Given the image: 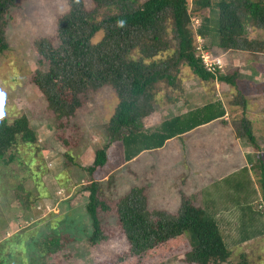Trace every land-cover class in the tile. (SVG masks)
I'll list each match as a JSON object with an SVG mask.
<instances>
[{
	"label": "rangeland",
	"instance_id": "obj_1",
	"mask_svg": "<svg viewBox=\"0 0 264 264\" xmlns=\"http://www.w3.org/2000/svg\"><path fill=\"white\" fill-rule=\"evenodd\" d=\"M81 1L90 12L91 0ZM187 3L189 26L195 35L201 17L208 12L202 9L191 14V1ZM66 9V0H14L4 17L7 47L0 52V94H3L0 119L9 122L23 114L35 133L36 144L19 145L10 151V159L7 153L0 159L1 264H189L185 261L189 249L185 238L179 246H160L152 253L132 255L128 251L114 209L116 200L131 188L140 189L145 196L150 217L173 216L181 198L202 206L206 212V209L216 210L217 223L229 250L222 264H264V228L257 231V223L254 228H247L248 219H244L247 225L239 218L261 212L258 219L263 222L264 197L243 208L242 214L232 205V195L246 196L250 190L262 189L264 158L258 153L260 162L255 157L240 159L233 150L235 143L230 146L228 141L212 137H192L194 140L187 141L180 151H173L169 145L155 156L137 157L129 162L122 158L120 142L111 141L106 162L94 176L100 184L98 200L103 204L98 209L103 238L93 246L87 245L89 220L84 211V188L88 182L83 168L90 164L94 149L108 142L104 126L116 98L108 85L86 89L77 94L79 105L72 114L57 117L33 84L34 71L45 70V62L37 54L34 43L39 38L55 43V21ZM245 37L250 42L249 49H220L208 38L203 40L195 35V54L207 51V61L213 62L220 72L233 74L236 86L199 81L186 66L179 64L170 86L159 82L151 88V111L143 126L152 128L160 119L220 100L235 137L242 145L247 144L235 131L239 130L240 117L248 120L264 117L261 116L264 115V29L248 24ZM166 54L169 53L161 56ZM196 145L202 151H197ZM214 149L222 153L230 150L228 153L236 158L215 159L218 157L212 153L218 152ZM240 149L243 155L248 153ZM238 163L245 169L233 173ZM212 194L216 197L212 200L214 205L209 199ZM246 231V241H238L240 233ZM47 232L69 237L71 241L61 240L63 246L58 252L40 258L33 243L30 247L26 245V238L33 235L38 240ZM11 242L17 243L18 255L13 250L5 258L4 253L14 244Z\"/></svg>",
	"mask_w": 264,
	"mask_h": 264
},
{
	"label": "trees",
	"instance_id": "obj_2",
	"mask_svg": "<svg viewBox=\"0 0 264 264\" xmlns=\"http://www.w3.org/2000/svg\"><path fill=\"white\" fill-rule=\"evenodd\" d=\"M14 0H0V52L7 45L4 40L5 14ZM190 13L207 9L194 30L200 39L220 49H249L245 37L246 25L264 29V0H190ZM90 12L81 0H66L67 9L55 21V43L45 38L35 41V50L45 62V70L34 71L32 82L42 94L47 107L57 117H67L78 107L77 94L103 85L112 88L116 103L104 129L108 142L93 151L91 162L83 170L87 176L84 211L89 220L87 245L97 244L103 237L98 209L99 182L94 176L103 168L109 143L121 144L122 158L129 162L141 152L161 148L165 141L182 135L225 114L220 100L208 101L183 113L164 118L152 128H145L142 119L151 111V88L159 82L170 86L178 65L186 66L199 81H217L236 86L233 74L217 68L206 70L195 54L193 30L187 0H91ZM166 21L168 24H166ZM169 33V36L167 34ZM168 52L166 56L162 53ZM237 133L253 149L254 157L261 161L259 147L250 130L249 120L240 117ZM36 144L34 131L23 114L7 122L0 119V159L19 145ZM256 164V163H255ZM264 173V162L261 163ZM264 186V175L260 177ZM262 192V189H261ZM138 188H131L115 203V214L128 251L132 255L155 252L157 247L179 246L185 238L189 247L185 261L189 264H222L229 250L211 208L194 205L181 198L173 216L150 217L146 199ZM211 206V205H210ZM249 206H243V208ZM241 208L240 213L242 214ZM259 212L248 219V227L260 231L264 221ZM246 227V226H244ZM243 228L242 230H247ZM37 238V237H36ZM29 235L40 258L58 252L64 243L71 241L49 232L38 240ZM246 233L238 241L244 242ZM25 244V241H23ZM4 253L8 258L13 250L18 255L17 243ZM27 250V247H26ZM3 254V253H2ZM18 257V256H17ZM1 264V260H0Z\"/></svg>",
	"mask_w": 264,
	"mask_h": 264
},
{
	"label": "crops",
	"instance_id": "obj_3",
	"mask_svg": "<svg viewBox=\"0 0 264 264\" xmlns=\"http://www.w3.org/2000/svg\"><path fill=\"white\" fill-rule=\"evenodd\" d=\"M225 114L219 119H214V120H212L208 123H205L201 126L195 127L194 129H192V130H190V131H188L182 135H179L178 137H173V138L166 140L164 145L159 149H156L152 152L143 151L137 157L147 158V156L148 157H150L152 155L155 156L156 153L164 150L169 145L173 147V151H175L176 149L178 151H180L181 149H184V144L187 141L194 140L192 137H194L195 139H199V138L201 139V137L202 138L212 137L216 140H223L224 139L230 143V146H232V144L235 143L236 147H234L233 150H234V152L238 153V156L240 159H244V157L246 158V160L254 158V156H253L254 152H253L252 147L247 142H246L247 144L242 145V142L239 141L240 139L235 137L234 130L231 129L229 122L226 121V118L224 117ZM261 116H264V115H261ZM169 117H171V116H169ZM144 118L142 119V123L144 121ZM256 119H258V120L255 121ZM256 119L255 120H249L250 130H251V133L255 139L257 146L259 147L258 153H261V155L264 158V117L261 119L258 117ZM160 120H162V119H160ZM216 137H220L221 139H217ZM174 146H175V148H174ZM177 146H180L181 148L178 149ZM239 146L242 147L244 150H246V152H248L249 154L245 153L243 155ZM196 147H197V151H202V149L199 148L198 145H196ZM187 150H189V149H186L185 151H187ZM213 151L218 152V154L212 153L213 155H216L218 157L215 159H223V158L227 159V158H233V157L236 158V156L228 153V152H231L230 150H227L224 153H222L221 151H218L217 149H214ZM137 157H135L134 160ZM185 158H187V157H185ZM187 165H188V163H187ZM174 167H176V166L174 165ZM236 167H237L236 169L233 168V171H232L233 173L245 169V166L242 167V163L236 164ZM223 178H221L219 181H222ZM199 185L200 184H198V186ZM213 195L214 194L209 195V199H210L212 205H214L212 200L216 198ZM216 196H219V194H216ZM263 197H264V186L262 187V192H261V189H260V191L257 190V192L255 190L254 191L250 190L246 196H245V194H243L240 197L232 195V198H233L232 200H234L232 202V205L238 207L239 210H241V208H243V206H251L254 201H257L258 198L263 199ZM213 212H214V216L216 217V218L215 217L214 218L217 221L218 218L216 216V214H217L216 210H213Z\"/></svg>",
	"mask_w": 264,
	"mask_h": 264
},
{
	"label": "built area",
	"instance_id": "obj_4",
	"mask_svg": "<svg viewBox=\"0 0 264 264\" xmlns=\"http://www.w3.org/2000/svg\"><path fill=\"white\" fill-rule=\"evenodd\" d=\"M196 49H198V48H196ZM197 56L201 59L202 64L204 65L206 70H209V71L213 70V68H214L213 64H212L213 62L207 61V57H208L207 51H205L204 53L200 52V54H198Z\"/></svg>",
	"mask_w": 264,
	"mask_h": 264
},
{
	"label": "snow or ice",
	"instance_id": "obj_5",
	"mask_svg": "<svg viewBox=\"0 0 264 264\" xmlns=\"http://www.w3.org/2000/svg\"><path fill=\"white\" fill-rule=\"evenodd\" d=\"M3 100V94H0V101Z\"/></svg>",
	"mask_w": 264,
	"mask_h": 264
}]
</instances>
